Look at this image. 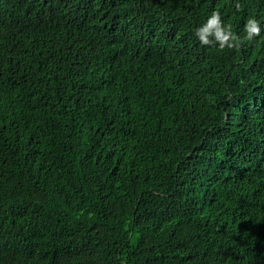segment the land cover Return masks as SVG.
<instances>
[{
	"label": "trees",
	"instance_id": "16d2710c",
	"mask_svg": "<svg viewBox=\"0 0 264 264\" xmlns=\"http://www.w3.org/2000/svg\"><path fill=\"white\" fill-rule=\"evenodd\" d=\"M0 264H264V0H0Z\"/></svg>",
	"mask_w": 264,
	"mask_h": 264
},
{
	"label": "rangeland",
	"instance_id": "374dc122",
	"mask_svg": "<svg viewBox=\"0 0 264 264\" xmlns=\"http://www.w3.org/2000/svg\"><path fill=\"white\" fill-rule=\"evenodd\" d=\"M175 19V18H174ZM176 20V19H175Z\"/></svg>",
	"mask_w": 264,
	"mask_h": 264
}]
</instances>
